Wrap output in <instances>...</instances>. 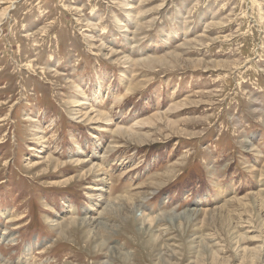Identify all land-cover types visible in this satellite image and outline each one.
<instances>
[{"label":"rangeland","instance_id":"rangeland-1","mask_svg":"<svg viewBox=\"0 0 264 264\" xmlns=\"http://www.w3.org/2000/svg\"><path fill=\"white\" fill-rule=\"evenodd\" d=\"M0 264H264V0H0Z\"/></svg>","mask_w":264,"mask_h":264},{"label":"bare ground","instance_id":"bare-ground-1","mask_svg":"<svg viewBox=\"0 0 264 264\" xmlns=\"http://www.w3.org/2000/svg\"><path fill=\"white\" fill-rule=\"evenodd\" d=\"M81 105V104H80ZM94 191H98V190H94ZM121 199V198H120ZM120 199H118L119 201H120ZM123 199V198H122ZM125 199V198H124ZM113 200V199H112ZM144 201V200H143ZM118 202V201H117ZM121 202V201H120ZM129 202V201H128ZM134 203V202H133ZM141 203V202H140ZM131 209V208H130ZM134 209V208H133ZM147 209V207L143 204V203H141V204H139V205H136V211H138V212H140V216H141V219L144 221L145 219H147V216H146V214H145V210ZM104 216H105V214L104 213H99L98 215H97V217L95 218V219H93V220H90V223H88V224H91V225H94V224H96V225H100L101 224V222H103L102 220L104 219ZM90 219V218H89ZM92 222V223H91ZM82 225H83V223H81ZM104 225V224H103ZM90 227V226H89ZM105 227V226H104ZM4 234V233H3ZM6 234V233H5ZM117 246V245H116ZM114 249H116V247L115 246H112L111 248H110V250H114Z\"/></svg>","mask_w":264,"mask_h":264}]
</instances>
